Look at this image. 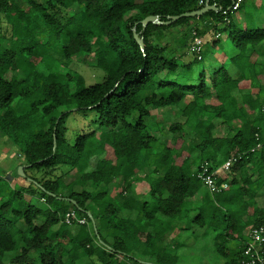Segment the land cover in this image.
<instances>
[{
  "label": "trees",
  "instance_id": "obj_1",
  "mask_svg": "<svg viewBox=\"0 0 264 264\" xmlns=\"http://www.w3.org/2000/svg\"><path fill=\"white\" fill-rule=\"evenodd\" d=\"M206 1L219 10L142 29L147 15L165 20ZM232 5L0 0V20L8 24L0 25V135L17 146L30 178L11 199L37 195L45 204L15 208L11 199L0 201V264H36L32 252L38 264H177L180 256L165 237L181 218L180 230L191 241L175 247L194 243L199 228L211 235L220 264H242L244 231L264 225V208L255 202L264 189V50L249 61V51L264 42V27L237 29L231 13L241 5ZM174 28L179 34L164 42ZM222 29L235 50L233 68H196L202 50L200 58L183 59L193 33ZM55 44L65 67L53 63ZM90 55L103 76L85 85L68 66L75 56L84 62ZM180 105L182 120L167 127L169 140L161 139L156 133L164 128L152 110ZM77 110L93 114V128L69 141L65 119ZM232 154L240 157L230 167L228 188L207 197L197 171ZM62 166L67 169L56 172ZM136 181L146 184L144 194L136 192ZM70 210L86 223L67 224Z\"/></svg>",
  "mask_w": 264,
  "mask_h": 264
},
{
  "label": "rangeland",
  "instance_id": "obj_2",
  "mask_svg": "<svg viewBox=\"0 0 264 264\" xmlns=\"http://www.w3.org/2000/svg\"><path fill=\"white\" fill-rule=\"evenodd\" d=\"M44 1V0H39ZM78 8L73 6L70 12H75ZM231 19L237 29H254V28H263L264 27V0H244L241 4V7L231 13ZM0 25L2 28L8 27V24L5 20H0ZM221 25H224L223 23ZM218 38L214 39L215 32H210V34H205L203 38V47H202V56L203 59L195 63L196 68L203 67L206 70H209L213 65H217L218 63L225 64L226 67L229 69L233 68L234 66L230 64V57L233 56L235 50L233 48V43L229 40L228 31L227 30H220L217 32ZM173 35V32L168 33L166 37L163 39L164 42H168L171 44L170 37ZM216 40V45H212V41ZM58 47V44H57ZM56 44L51 52L53 55V63L60 64V56L58 53V48ZM173 48V47H171ZM257 54L259 51L264 50V42L260 43L255 47ZM255 56V55H254ZM253 56V58H254ZM81 56H75L71 64L68 68L77 71L80 73L84 78V84L89 85L94 82L100 81L103 72L94 67V58L93 55H90L85 59L84 62L80 61ZM261 84L263 83V78L261 77ZM264 86V85H263ZM189 98L186 99L188 101ZM206 103H215L214 99H206ZM182 105L172 108H157L152 110L153 118L158 122L160 126H162L163 133H156L161 139H170L171 133L167 132V127L173 121L182 120V117L179 116L178 110L181 108ZM74 109V108H73ZM93 114L89 113L88 115H84L82 111H72L67 118L65 119V127L66 131V138L69 141H72L74 137L83 131H88L89 129L93 128L92 125ZM227 129H222L221 132L225 133ZM217 130L215 134H217ZM185 140H188V137H183ZM22 157L18 154L17 146L14 145L12 142L8 141L5 137L0 135V201L4 200L7 201L13 197L14 191L20 190L23 186H28L30 182V178H25L24 175L17 176L18 167L22 163ZM67 167L62 166L56 170V172L65 171ZM16 171V173H15ZM143 175V173H141ZM67 181L69 179L66 178ZM74 188L80 189V186L76 185ZM135 190L144 194L146 192L147 186L144 182H136L135 183ZM116 191L113 193L115 194ZM26 196V195H25ZM211 197L210 194L207 193V197ZM259 206H263L264 208V198L256 199ZM12 205L15 208H23V205L26 202L35 203L38 207L45 206L41 198L37 195L35 196H26L23 199H11ZM185 219H180V224L178 226H183L185 224ZM75 228V227H74ZM178 230V229H177ZM200 231V230H199ZM196 232V233H199ZM188 231H182L179 233V238L182 239L186 236ZM175 234V233H174ZM173 235V234H172ZM177 235V232H176ZM169 236L165 237L166 241H168ZM170 242V241H169ZM174 242V241H173ZM186 250V248H183ZM31 256L35 258V263L38 264L37 254L35 252L31 253Z\"/></svg>",
  "mask_w": 264,
  "mask_h": 264
},
{
  "label": "built area",
  "instance_id": "obj_3",
  "mask_svg": "<svg viewBox=\"0 0 264 264\" xmlns=\"http://www.w3.org/2000/svg\"><path fill=\"white\" fill-rule=\"evenodd\" d=\"M244 2V0H233L232 9H237ZM203 45L202 36L193 33L192 42L188 48V52L197 58H200ZM240 157V154L230 155L220 167L211 168V166L204 162L196 173V176L201 180L211 193H219L228 187L226 181H218L219 171L228 173L231 165ZM67 224H71L74 221L77 225L86 223V218L78 217L74 210H70L65 214L64 218ZM249 240L246 242L243 249L242 264H264V225L254 226L249 229Z\"/></svg>",
  "mask_w": 264,
  "mask_h": 264
},
{
  "label": "crops",
  "instance_id": "obj_4",
  "mask_svg": "<svg viewBox=\"0 0 264 264\" xmlns=\"http://www.w3.org/2000/svg\"><path fill=\"white\" fill-rule=\"evenodd\" d=\"M172 32H173V35H171L170 39H172L173 37H176L180 31L178 28H174L172 30ZM210 32H214V31H209L206 34H210ZM218 35L219 34L215 32L214 39H217ZM202 37L204 38V36H202ZM214 42L216 43V40L212 41V44ZM202 47H203V45H202ZM262 52H263V50L259 51V54H257L255 48L253 50L249 51V61H251V62L255 61L262 54ZM253 56H254V58H253ZM192 58H194V57L188 52V50L183 54L184 60H191ZM261 77L263 78V76H260L259 79H261ZM262 94H264V92H262ZM248 166H251V163L248 164ZM218 167H220V165H218L217 168ZM230 178H231V175L229 172L225 173L224 171H219L218 179L221 181H226L228 183V186H229ZM136 182H140V181H136ZM135 183H134V187H135ZM202 191H204V192L207 191L209 194H212V195L215 194V193L209 192L206 187ZM136 192H138V191H136ZM197 198H198V196H197ZM258 198H264V189H262L255 198L256 205L259 208H263V206L261 207L258 205L257 200H256ZM179 222H180V220L177 222L176 228L172 232L173 235L171 234L169 236V238H167V239H169L168 241H170L171 246L174 247V249H172V251L180 256V259H179L177 264H220L218 257H217V254L213 253V250L211 247V237H210L211 235L201 234L202 229H199V228L196 229V232H198L199 230L200 231H199V233L195 234L196 239H195L194 243H191V244H188L185 246L183 245V246L175 247L177 242H184V241L190 242L191 241V239H189V237H188V234H186V236L183 237L182 239L179 238L178 240H176L177 237L179 236V233L184 231V230H180V228L184 227L185 224L183 226L182 225L178 226L180 224ZM249 229H246L244 231L246 235H248ZM176 232H177V235H176ZM183 248H186V250H184ZM145 263L146 262L141 261L140 264H145Z\"/></svg>",
  "mask_w": 264,
  "mask_h": 264
},
{
  "label": "water",
  "instance_id": "obj_5",
  "mask_svg": "<svg viewBox=\"0 0 264 264\" xmlns=\"http://www.w3.org/2000/svg\"><path fill=\"white\" fill-rule=\"evenodd\" d=\"M210 10L217 11L219 10V8L215 4H212V5L208 4V2L206 1L204 6H202L199 9L189 11V12H183L178 15H169L167 16L165 20H161L157 15H147L140 21V23L142 25V29H144L148 23H152L156 25H169L170 23L176 21L177 19L181 17H199ZM133 36L137 44L139 45L140 49L143 50L144 49L143 38L139 36V34L135 31L134 28H133ZM72 110H75V108ZM54 145H55V142H54ZM25 166L26 165H20L18 167V170H17L18 175L20 176L24 175L23 170ZM87 214L91 217L90 212H87Z\"/></svg>",
  "mask_w": 264,
  "mask_h": 264
}]
</instances>
